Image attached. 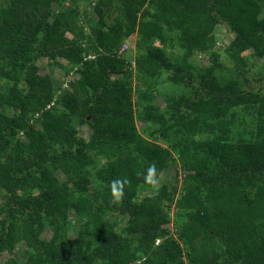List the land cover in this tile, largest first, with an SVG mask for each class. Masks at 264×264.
Wrapping results in <instances>:
<instances>
[{
  "label": "trees",
  "instance_id": "obj_1",
  "mask_svg": "<svg viewBox=\"0 0 264 264\" xmlns=\"http://www.w3.org/2000/svg\"><path fill=\"white\" fill-rule=\"evenodd\" d=\"M84 6L0 0L3 264H264V0Z\"/></svg>",
  "mask_w": 264,
  "mask_h": 264
},
{
  "label": "rangeland",
  "instance_id": "obj_2",
  "mask_svg": "<svg viewBox=\"0 0 264 264\" xmlns=\"http://www.w3.org/2000/svg\"><path fill=\"white\" fill-rule=\"evenodd\" d=\"M84 1L85 0H79V7L82 8H86L84 6ZM91 7V5H90ZM90 7L87 9L89 11V14L92 15V11L90 9ZM56 10V8H54ZM216 34L217 36L223 35L224 36V40L223 42L225 44H227V42L230 40V35L225 31L224 26H219L216 30ZM135 38L132 39H128L127 41L124 42V44H122L120 50L122 51H129L132 52V54H134L135 51ZM221 45V42H219V46ZM169 53V52H168ZM173 55L175 56L176 53L173 51ZM195 59L198 61V65H200L201 68H205L206 66L209 65V60L206 54H201V55H196ZM60 62H62L63 64H65L64 60H60ZM263 68H264V62L261 61ZM226 66H229L227 64V62L225 63ZM37 66H38V72L39 74H45L48 73V69L46 67V64L43 60H38L37 61ZM253 72H250V74H252ZM51 78L56 82L60 83V79H63V71H58L56 73H52L51 74ZM61 79V82L63 83ZM161 80H162V84L159 85V93L163 94L165 92L168 91L169 85L164 81L165 80V74H162L161 76ZM61 84V83H60ZM140 82L137 83H133L134 85H140ZM254 85V81H249L247 86L248 88H252ZM156 104L160 107L163 106V101L161 96H158L156 99ZM136 126L137 128L141 129L142 124L139 123L138 121L136 122ZM81 135H84V132H81ZM198 139V136H197ZM183 175L184 173L180 170L179 168V164L175 161L174 163L170 164V166L163 170L160 175H159V182L157 184V186H159L160 184H163L165 186L168 187L169 190H172V193L174 196H176V192H178L180 190L181 184H182V179H183ZM176 190V191H175ZM172 215V211H170V216ZM172 222H170L169 227L171 228V230H173L175 228V224H174V220H171ZM122 222V221H121ZM70 223L72 225L73 228V234L74 232H76L78 226H77V222L74 219L70 220ZM50 236V232L45 230L42 233V238L43 239H48ZM8 259V254L6 252H3L2 254H0V264H3L5 262V260Z\"/></svg>",
  "mask_w": 264,
  "mask_h": 264
},
{
  "label": "clouds",
  "instance_id": "obj_3",
  "mask_svg": "<svg viewBox=\"0 0 264 264\" xmlns=\"http://www.w3.org/2000/svg\"><path fill=\"white\" fill-rule=\"evenodd\" d=\"M119 52H122V50H119ZM145 179H146V182L152 185L153 187H155L158 184L159 177L157 175L154 164L149 167L148 173ZM128 183L129 181L127 180V178H118V179H114L113 181H111V193H112L114 203H120L122 201V198L124 195V187ZM156 241L155 243H158ZM139 263H135V264H139Z\"/></svg>",
  "mask_w": 264,
  "mask_h": 264
},
{
  "label": "built area",
  "instance_id": "obj_4",
  "mask_svg": "<svg viewBox=\"0 0 264 264\" xmlns=\"http://www.w3.org/2000/svg\"><path fill=\"white\" fill-rule=\"evenodd\" d=\"M156 242H158V240ZM137 263H139V261Z\"/></svg>",
  "mask_w": 264,
  "mask_h": 264
}]
</instances>
